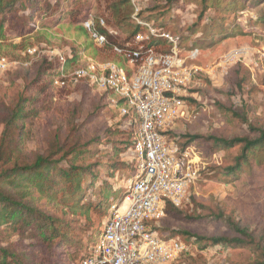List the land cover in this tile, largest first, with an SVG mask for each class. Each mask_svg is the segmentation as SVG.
<instances>
[{"label":"rangeland","instance_id":"1","mask_svg":"<svg viewBox=\"0 0 264 264\" xmlns=\"http://www.w3.org/2000/svg\"><path fill=\"white\" fill-rule=\"evenodd\" d=\"M197 1L199 0H188L186 8L173 12L172 18L169 16L170 9L165 8L166 0H140L145 17L156 18L159 23H165L170 32L178 37L183 36L181 45L185 49V55L191 46L199 49L198 59L189 63H196L202 68L187 87V115L177 120L174 131L180 135L202 136L193 141L186 137L181 139L185 144L195 145L199 154L201 152L203 173L191 185L188 202L178 208L183 211V215L177 218L166 216L160 223V229L172 234L187 231L205 237L226 235L247 239L221 219L210 217L221 213L234 216L257 241H264L263 166L255 163L251 168L245 169L246 173L240 179H233L221 170L233 163L240 151L239 147L209 155L212 143L206 139L209 136L247 134L248 124L239 116L233 115V112L246 115L255 125H264V70L250 69V65L246 63L248 61L245 62L244 59H234L225 73L220 67L222 58L230 50L243 46L257 48L264 43V22L259 19V16L264 18V4L232 0V8L225 11L223 0H219V4L217 2L209 7L207 16L213 20L209 23L207 18L198 21L202 6ZM197 22V32L191 36V28ZM116 30L119 40L124 41V29ZM24 37L5 42L0 40L5 48V54L0 55L20 62L0 77V156H18L32 162L37 155L47 154L56 145L57 139L69 146L88 144L85 147L92 149L93 154L88 162L96 163L98 178L96 184L88 189L87 200L95 203L100 199H108V207L101 212L91 210L90 219L82 220V224L88 221V225L81 226L78 231L75 248L78 260L83 254L88 255L90 252L96 241L97 230H103L110 215L111 204L123 194L125 181L135 173V166L131 167L126 163L128 159L125 153L118 155L115 151L117 147H124L125 140L118 128L130 129V119L120 114L119 108L112 102V94H105L82 82L71 86L70 91L63 92L61 97L53 98V108H46L41 119L36 123L32 121L26 130L18 131L14 128L4 132L5 121L19 98L28 94L25 83L33 78L36 68L31 67L41 57L51 55L42 53L40 56H28V60L11 59L14 49L10 44L26 40L23 45L25 48L43 43L50 50L86 48L82 52L101 61L117 58L111 52L97 48L93 40L92 44L89 35L78 36L73 29L56 28L43 36L35 31ZM168 48L166 45L160 46L164 51ZM216 171L218 173L215 174ZM198 215L209 217L202 219L197 218ZM179 234L187 238L186 235ZM188 243L189 253L170 264H248L258 254L253 244L243 247L219 244L202 249L201 245ZM77 260L72 264H77Z\"/></svg>","mask_w":264,"mask_h":264},{"label":"trees","instance_id":"2","mask_svg":"<svg viewBox=\"0 0 264 264\" xmlns=\"http://www.w3.org/2000/svg\"><path fill=\"white\" fill-rule=\"evenodd\" d=\"M231 1L223 0L225 11L232 8ZM248 1L255 5L264 4V0ZM197 2L202 6L198 21L201 22L207 18L209 23H212L213 20L211 21L207 16V12L211 5H216L217 2L219 4L220 1L199 0ZM187 4L188 0H166L165 8L170 9L169 16L174 18L173 12L185 9ZM194 6L197 8L196 4ZM91 12L97 16H104L108 27L114 30L124 29V41H120L118 34L102 28L101 31L108 37V43L104 49L100 50L112 53L114 44L124 46L125 42L140 31V27L132 19L131 0H0V40L5 42L22 38L35 31L43 36L56 28L73 29L78 36H88L83 22ZM141 13L144 14L143 9ZM259 17L260 21L264 22V18ZM197 24L198 22L192 26L191 36L197 32ZM236 24L239 25L238 22ZM162 25L165 26V23ZM41 30L47 32L41 33ZM179 39L182 42L183 36ZM25 42L26 40L10 44L14 49L11 59L28 60V56L21 54V50L25 48L23 47ZM91 42L93 44L92 40ZM153 44L169 47L165 40H156ZM83 49L73 47V58L66 63V70L80 63L81 52L87 50ZM0 53L5 54L2 44H0ZM112 54L117 58L114 61L123 64L124 61L120 56ZM34 67H36L35 75L25 83L28 94L19 98L10 117L5 121L4 132L8 131L6 129L14 128L18 131L26 130L33 123L32 121L36 123L41 119L46 108H53L55 104L53 98L61 97L63 92L70 91L69 88L75 86L71 84L59 88L54 85V78L61 73L60 62L56 58L43 56L31 68ZM105 94L114 96L112 91ZM124 104L126 101L120 99L119 105ZM233 115L239 116L248 124L247 134L231 137L209 136L206 139L212 143L209 155L239 147L240 151L233 163L221 170L225 175L238 180L246 173L245 169L251 168L255 163L264 168V125L253 124L246 115L236 112H233ZM124 117L130 119V129L118 128V131L125 136V140L124 147H117L115 151L118 155L125 153L128 159L126 163L134 167V161L130 159L127 151L134 144V129L138 122L134 111ZM168 135L186 137L189 141L202 137L180 135L173 131H169ZM85 146L88 144L69 146L57 139L56 145L47 154L37 155L32 162L18 156L15 158L5 154L0 156V264H72L76 262L78 254L75 248L78 243V231L81 226L88 225V221L82 224V220L90 219L91 210L101 212L106 211L108 207V199H100L95 203L87 200L88 189L96 184L98 173L95 170L96 163L88 162L90 155L93 154L92 149ZM123 194L116 200H121ZM182 215L181 209L170 202L166 203V216L177 218ZM196 217L204 219L209 216ZM210 217L221 219L247 239L226 235L205 237L187 231H178V234L171 233V235L182 233L187 236V238L182 236L185 241L201 245L202 249L219 244L226 247H243L253 244L258 254L248 264H264V241H257L256 237L247 228L242 227L232 215L226 216L219 213ZM97 231L94 245L102 234V231ZM16 237L18 239H15ZM94 245L91 246L90 251ZM86 256L83 254L77 263Z\"/></svg>","mask_w":264,"mask_h":264},{"label":"built area","instance_id":"3","mask_svg":"<svg viewBox=\"0 0 264 264\" xmlns=\"http://www.w3.org/2000/svg\"><path fill=\"white\" fill-rule=\"evenodd\" d=\"M132 19L140 31L124 46L114 44L112 53L123 59L98 60L81 52L80 63L66 70L73 58L71 47L65 50L47 48L43 43L23 50L24 56L51 54L60 62L61 73L53 82L59 88L86 82L104 93L112 91V102L122 116L136 114L134 144L127 151L134 161L135 173L124 183L121 200L114 201L100 239L89 255L77 264H170L188 254L190 245L180 235L172 236L160 229L166 217V203L183 207L189 200V189L200 179L202 159L193 144L180 137H170L174 125L187 115L185 93L201 67L196 63L200 51L189 49L186 55L179 37L153 17L141 13L140 0H131ZM91 40L104 49L108 37L102 28L118 34L107 25L104 16L90 13L83 22ZM165 40L169 48L154 45ZM246 60L250 69L264 70V43L257 48L243 46L230 50L220 67L225 73L234 60ZM190 62V63H189ZM18 60L0 55V77ZM124 99L126 104L119 105Z\"/></svg>","mask_w":264,"mask_h":264}]
</instances>
